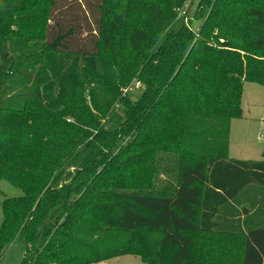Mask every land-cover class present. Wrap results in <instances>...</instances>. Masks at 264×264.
I'll use <instances>...</instances> for the list:
<instances>
[{"label": "trees", "instance_id": "1", "mask_svg": "<svg viewBox=\"0 0 264 264\" xmlns=\"http://www.w3.org/2000/svg\"><path fill=\"white\" fill-rule=\"evenodd\" d=\"M189 1L0 0V179L24 192L0 256L264 264V161L229 156L264 0H201L200 30L169 32Z\"/></svg>", "mask_w": 264, "mask_h": 264}, {"label": "rangeland", "instance_id": "2", "mask_svg": "<svg viewBox=\"0 0 264 264\" xmlns=\"http://www.w3.org/2000/svg\"><path fill=\"white\" fill-rule=\"evenodd\" d=\"M201 0H190L182 15L173 23L169 32L175 33L189 24L196 32L201 28L204 17H195ZM187 17V18H185ZM142 86L133 84L130 93L138 97ZM131 94V95H132ZM243 115L231 122L230 156L261 160L264 157V87L251 82L244 83L241 103ZM230 150V149H229ZM22 188L6 179H0V202L9 197L23 196ZM3 220V208L0 206V225ZM156 240V239H154ZM26 245L19 238L6 247L0 256V264H21L26 253ZM100 264H144L140 257L124 255L106 260Z\"/></svg>", "mask_w": 264, "mask_h": 264}, {"label": "crops", "instance_id": "3", "mask_svg": "<svg viewBox=\"0 0 264 264\" xmlns=\"http://www.w3.org/2000/svg\"><path fill=\"white\" fill-rule=\"evenodd\" d=\"M230 147H231V144H230ZM229 149H230L229 151H231V148H229ZM229 156H230V152H229ZM230 158H232V159H240V160L264 161V157H262L261 160L249 159V158H234L232 156H230Z\"/></svg>", "mask_w": 264, "mask_h": 264}, {"label": "built area", "instance_id": "4", "mask_svg": "<svg viewBox=\"0 0 264 264\" xmlns=\"http://www.w3.org/2000/svg\"><path fill=\"white\" fill-rule=\"evenodd\" d=\"M137 85L139 86L140 84L138 83ZM128 90H130V88H129V89H127L126 91H128Z\"/></svg>", "mask_w": 264, "mask_h": 264}]
</instances>
